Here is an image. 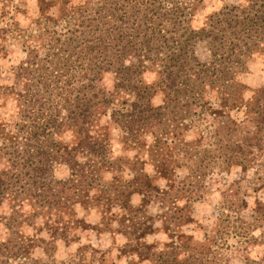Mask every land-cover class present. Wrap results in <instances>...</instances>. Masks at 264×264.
Here are the masks:
<instances>
[{"label":"trees","instance_id":"obj_1","mask_svg":"<svg viewBox=\"0 0 264 264\" xmlns=\"http://www.w3.org/2000/svg\"><path fill=\"white\" fill-rule=\"evenodd\" d=\"M24 1L0 0V56L8 40L20 45L11 82L0 80V264H102L90 245L54 257L56 239L87 227L78 208H95V229L120 232L119 251L148 264H231L236 231L261 247L244 264H264V197L249 222L263 231L245 240L240 181L222 190L201 238L182 228L209 171L258 165L262 153L264 163V83L240 78L251 55H264V0L223 3L199 26L191 21L206 0H37L23 27ZM108 122L134 156L114 154Z\"/></svg>","mask_w":264,"mask_h":264},{"label":"rangeland","instance_id":"obj_2","mask_svg":"<svg viewBox=\"0 0 264 264\" xmlns=\"http://www.w3.org/2000/svg\"><path fill=\"white\" fill-rule=\"evenodd\" d=\"M241 0H206L204 5L201 8H198L192 18V25L199 26L202 24L205 16L209 14L212 10L217 9L223 3L226 2H235L238 3ZM22 8H25L24 13H15V18L21 26H26L31 17H33L37 11V0H25L21 5ZM1 6H0V25L4 19L1 16ZM12 42V40L7 41V46L9 52L6 56H0V72H1V82L9 83L12 80L11 75V66L17 60V56L20 55V45L17 42ZM247 68L240 73L241 80L251 88L258 87L264 83V55L263 53H256L249 57L246 61ZM145 78L150 79L153 74L151 72L145 73ZM108 82V80H106ZM248 94V93H246ZM162 101L161 92H157L152 97V103L158 104ZM8 106V105H6ZM0 110L3 111L2 108ZM102 121H108V115H104L101 119ZM109 132L111 136L112 148L115 155L127 154L129 157L134 156L135 151L133 149L124 148L122 143L118 138V129L108 122ZM144 139L149 140L148 136H145ZM145 158V157H144ZM260 164L242 168L241 166L233 165L230 166L227 170L221 172L209 171L205 176V193L202 197H198L190 206V212L194 217L193 222L185 223L182 228L187 232L192 233L196 238H201L203 232L210 230L213 218L216 214V204L221 199L222 190L227 187L228 183L234 181L239 182L238 195L245 200V206L240 208L239 216L242 218V222L248 226L244 227V233L246 237L245 240L253 235L258 237L263 231V226H249V222L252 220L251 213L252 207L254 205V197L259 196L263 199V177H264V163H263V153L259 157ZM146 160V159H145ZM145 172L152 174L153 169L151 163L144 162L142 164ZM183 173V172H182ZM54 174L59 178H66L68 176V169L63 164H58L55 166ZM158 184L162 186L164 183L163 179L157 180ZM132 202H139V195H132ZM183 202L182 199L179 200V203ZM150 211L155 212L157 210L156 205L153 204L150 206ZM114 214L116 213L115 206H112ZM77 216L81 217L87 227H77L75 229L77 233V238L70 242H64L61 239L55 240V250L54 257L56 260L66 259L76 251L79 246L90 245L92 248H99L100 251L97 252L98 256H102L104 261L102 264H148V260H138L137 257H129L126 254H123L119 251L121 245L124 242V237L120 232L109 233L108 231L100 232L95 229V225L99 220V213L95 208L91 210L77 209ZM111 216L114 217L113 214ZM89 224V225H88ZM158 224V223H156ZM201 224V225H198ZM240 224V223H239ZM237 224V225H239ZM202 226V227H201ZM25 231L31 233L34 231L32 226L27 225ZM6 231L0 225V238L5 236ZM41 235H46L44 231L40 233ZM244 236V235H243ZM163 234L159 232L157 235H148L147 239L152 240L153 238H163ZM253 238V237H252ZM250 239L248 242H245L240 236L238 231L232 232L228 236V243L230 244L227 247V254L231 257V264H244L247 260L244 256H247L251 259H256L259 256L260 246L257 242ZM87 247L88 249L90 248ZM86 257L90 256L89 250H85ZM102 251V252H101ZM35 256H44L42 250L38 247L33 251Z\"/></svg>","mask_w":264,"mask_h":264}]
</instances>
